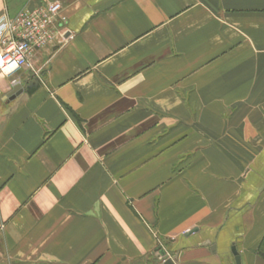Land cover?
I'll return each instance as SVG.
<instances>
[{
  "label": "crops",
  "instance_id": "obj_1",
  "mask_svg": "<svg viewBox=\"0 0 264 264\" xmlns=\"http://www.w3.org/2000/svg\"><path fill=\"white\" fill-rule=\"evenodd\" d=\"M52 2L0 72V264H264V0H0V32Z\"/></svg>",
  "mask_w": 264,
  "mask_h": 264
},
{
  "label": "built area",
  "instance_id": "obj_2",
  "mask_svg": "<svg viewBox=\"0 0 264 264\" xmlns=\"http://www.w3.org/2000/svg\"><path fill=\"white\" fill-rule=\"evenodd\" d=\"M59 2L20 12L13 21L3 23L0 32V72L8 76L26 64L31 52L50 38ZM57 25V24H56Z\"/></svg>",
  "mask_w": 264,
  "mask_h": 264
},
{
  "label": "water",
  "instance_id": "obj_3",
  "mask_svg": "<svg viewBox=\"0 0 264 264\" xmlns=\"http://www.w3.org/2000/svg\"><path fill=\"white\" fill-rule=\"evenodd\" d=\"M35 83L36 81L32 80L31 82L27 84V87H30ZM23 90L24 88L22 84H16L12 86L11 90L6 94V98L12 99L16 97L17 95L21 94ZM193 231H195V229L189 231L188 233H191ZM235 259H236V262L239 263V259L237 257ZM158 264H174V262L164 252H161V258Z\"/></svg>",
  "mask_w": 264,
  "mask_h": 264
},
{
  "label": "bare ground",
  "instance_id": "obj_4",
  "mask_svg": "<svg viewBox=\"0 0 264 264\" xmlns=\"http://www.w3.org/2000/svg\"><path fill=\"white\" fill-rule=\"evenodd\" d=\"M0 53H1V51H0ZM2 73V72H1ZM3 74V73H2Z\"/></svg>",
  "mask_w": 264,
  "mask_h": 264
}]
</instances>
